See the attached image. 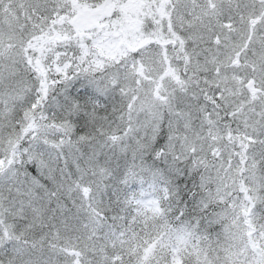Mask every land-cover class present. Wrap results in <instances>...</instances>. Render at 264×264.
<instances>
[{
	"label": "snow or ice",
	"instance_id": "1",
	"mask_svg": "<svg viewBox=\"0 0 264 264\" xmlns=\"http://www.w3.org/2000/svg\"><path fill=\"white\" fill-rule=\"evenodd\" d=\"M0 264H264V0H0Z\"/></svg>",
	"mask_w": 264,
	"mask_h": 264
}]
</instances>
